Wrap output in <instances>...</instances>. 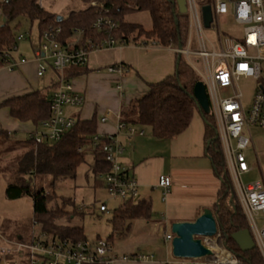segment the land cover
Wrapping results in <instances>:
<instances>
[{"label":"trees","instance_id":"obj_1","mask_svg":"<svg viewBox=\"0 0 264 264\" xmlns=\"http://www.w3.org/2000/svg\"><path fill=\"white\" fill-rule=\"evenodd\" d=\"M82 1L88 5L86 9L73 12L59 22L57 21L58 15L46 11L39 0H3L0 3V9L6 23L0 26V67L12 60L11 55L18 48V36L15 33L19 24L14 26L12 24L21 17L31 23H37L39 41L51 28H58L60 32L57 35V40L64 47L70 42H74L77 31L84 33V44L89 40L100 44L106 37L94 28L99 9L91 6L93 2H102L105 9L109 11L108 15L118 24V29L113 33L117 46L152 44L173 49L187 46L190 16L188 13L180 12L176 0ZM212 3L213 0H200L201 7H211ZM135 12H148L151 15L153 26L150 30L140 24L127 21V17ZM178 57L179 55L177 56V68L173 75L161 82L149 84L147 93L123 108L121 122L125 127L138 125L148 128L151 135L157 140L174 139L188 129L195 111H199L193 94L194 87L200 78L183 56L179 62ZM122 66L126 67L124 64ZM71 68L65 71V77L68 80L79 74L77 73L78 68ZM70 70L71 72L68 73ZM53 88L5 101L0 104V107H8L11 116L19 121H32L39 126L51 118V97L56 89ZM204 120L207 154L221 180L218 201L213 210L218 220L219 229L224 235L226 246L235 252L243 264H264L257 248L244 253L232 239L233 234L249 230V226L226 168L223 149L217 137L215 120L211 115H204ZM97 131L98 121L96 118L89 121L77 118L75 126L59 141L45 142L40 145H36L31 140L23 143L26 148L28 147V151L16 161L19 176L13 184L8 185L6 196L11 201L24 197L33 199L35 224L41 225L39 236L34 237V240H39L43 234L72 241L104 239L100 235H97L95 239L87 238L83 227L60 226L55 223L60 218V213H64L63 207L59 208V203L55 200L54 188L59 181L75 179L78 168L87 162L88 157L93 160L89 166V173L95 177L96 181L112 171V166L97 161L98 154L92 151V143L98 134ZM0 135L6 137L5 132H0ZM103 141L99 146L108 142L107 139ZM80 149L83 151L79 152ZM37 177L41 178V182H45V179L49 181L48 190L42 187L36 189L35 178ZM97 185L98 183H96ZM50 187L52 190L49 189ZM50 204H55V206L50 209ZM63 204L65 205L64 201ZM151 216L152 204L150 201L141 199L136 203L128 201L119 205L113 210V217L110 220L112 232L106 240L114 246L115 237H124L131 230L135 220L148 221ZM31 241L22 239L20 242L30 243ZM11 256L13 257V255ZM20 261L25 260L20 259Z\"/></svg>","mask_w":264,"mask_h":264},{"label":"built area","instance_id":"obj_2","mask_svg":"<svg viewBox=\"0 0 264 264\" xmlns=\"http://www.w3.org/2000/svg\"><path fill=\"white\" fill-rule=\"evenodd\" d=\"M91 6L99 9L94 28L106 37L100 44H95L91 40L84 44V33L77 31V42L74 40L64 47L57 40L60 29L51 28L43 35L44 41L34 50L36 60L39 62L38 76L43 77L50 71L58 74L57 88L51 97V118L41 124L44 131H35L29 136V140L36 145L61 140L76 124V118L66 115V108H81L85 103V97L74 90L71 81L65 77V71L70 67L87 66L89 56L94 51L117 46L113 33L118 29V24L108 15L109 11L102 2H93ZM187 8L190 16V34L195 26L199 34L200 49H192L193 41L189 34L187 46L175 51L188 61L195 72L197 70L191 56L202 59L205 65L206 75L200 82L204 83L207 90L211 106L210 115L217 126L226 168L247 219L249 231L264 263V227L259 229L256 222L259 217L264 219V182L245 185L242 181L244 175L255 169V165L248 162L244 153L250 146L255 148L251 130L254 127L264 128V0H213L212 25L215 19L231 14L238 24L244 26L242 39H223L219 33V51L213 44L212 51L207 50L203 37L202 8L200 10L197 0H187ZM23 40L22 35L17 38V42ZM21 63H26V60L10 61L6 64L14 70ZM108 71L124 75L127 68L117 64L110 66ZM242 79H252L255 82V93L248 109L244 105L243 93L239 89V82ZM107 118L108 116H104L100 121L105 123ZM118 127L119 129L125 127L121 120ZM105 139L108 142L99 146ZM92 151L98 154L97 161L112 166V171L101 177L107 195L119 205L141 200L139 182L135 176L128 174L129 170L121 163L123 146L113 137L97 134L93 139ZM158 187L166 195L172 187L171 177L160 176ZM99 210L102 213L109 211L106 203H102ZM223 236L218 226V232L214 237L202 238L203 244L211 250L212 256L198 259L174 258L165 261L164 264H243L235 252L226 246ZM173 238L172 233L166 234L165 241L172 243ZM1 254L4 258L13 254L19 258L18 262L4 261L5 264H24L20 259H24L27 264H113L117 261L154 259L153 256L146 254L119 255L106 239L72 241L47 234H43L39 240L33 238L30 243L18 242L15 249H3Z\"/></svg>","mask_w":264,"mask_h":264},{"label":"crops","instance_id":"obj_3","mask_svg":"<svg viewBox=\"0 0 264 264\" xmlns=\"http://www.w3.org/2000/svg\"><path fill=\"white\" fill-rule=\"evenodd\" d=\"M0 12L2 13L1 9ZM26 45L27 49L24 51L18 44V48L11 55V61L20 62L25 59L26 63L19 64L14 70L7 64L0 67V104L41 90L57 88L58 74L50 71L39 77V62L34 53L37 47L32 43ZM177 56L173 48L152 44L121 45L92 52L87 66L78 68L79 74L69 79L74 90L85 97V103L81 108H66L65 112L67 116L83 121L96 118L98 135L113 137L123 146L121 163L139 182L141 199L152 204V216L146 222L148 225L159 227L160 231L166 234H171L173 223L194 222L205 209L213 210L218 201L221 180L207 154L205 120L199 111H195L188 129L171 140L155 139L150 129V135L147 137V128L138 125L119 129L118 123L123 108L147 93L149 84L161 82L175 73ZM116 64H124L127 73H110L108 68ZM70 72L71 70L68 73ZM104 116L108 118L102 123L100 120ZM40 127L41 125L37 126L32 121H19L11 116L8 107H0V132L6 133V137H0L5 138L13 150L22 148L23 143L29 140L30 134L39 131ZM2 152L6 156L13 151L9 149ZM162 175L172 179V187L166 195L158 187ZM7 187L6 185L5 201L9 200L6 196ZM3 206V210L7 208V202H3ZM4 216L5 213L0 210V219ZM167 228H170L169 232ZM21 240L22 237L14 242L5 239L11 242L13 249ZM164 244L165 251L155 249L154 253H117L146 254L153 256V260L117 261L113 264H164L173 257L171 243H167L165 237ZM150 248H153L152 245ZM9 256L11 255L6 258L2 256L0 264L8 262ZM13 256L18 258L17 255Z\"/></svg>","mask_w":264,"mask_h":264},{"label":"rangeland","instance_id":"obj_4","mask_svg":"<svg viewBox=\"0 0 264 264\" xmlns=\"http://www.w3.org/2000/svg\"><path fill=\"white\" fill-rule=\"evenodd\" d=\"M2 1L3 0H0V3ZM39 1L46 11L63 18L69 16L73 12H78L88 7L82 0ZM197 3L201 10L200 0H197ZM3 19L2 13L0 12V25L3 24ZM127 21L140 24L147 30H150L153 26L151 15L148 12L132 13L127 17ZM15 24H19V28L16 30L15 35L18 37L22 35L24 37V40L18 43L19 46H22L24 51L27 49L26 43H29V45L32 43L38 47L39 44L44 41L43 39L39 41V28L36 22L31 23L27 19L21 17L13 23L12 26ZM189 30H191L190 21ZM219 33L222 34L223 39H242L244 26L238 24L231 14L215 19L214 24L210 28L204 27L203 37L208 51H212V44L216 50L219 51ZM190 35L193 41L192 49L199 50V34L195 26ZM74 40L77 42L78 36H75ZM35 46L34 48H36ZM191 60L195 63L197 70L196 74L203 80V76L206 75V68L202 59L191 56ZM239 89L243 93L244 105L247 109L250 108L255 93V82L252 79H242L239 82ZM65 111L67 112V109ZM146 130L148 132V137L150 135L149 129L147 128ZM39 131H44V128L40 127ZM251 132L255 148L250 146L244 153L248 162L251 165H255V169L242 177V181L245 185L258 181L264 182V128L254 127ZM126 148L128 149L129 147ZM9 149L13 152L6 155V157L2 151ZM13 149V147L8 145L5 138L0 137V210L5 213V216L0 219V251L3 249H13L11 242H7L5 239L14 242L22 237L24 240L31 241L34 237L39 236L41 226L40 224H35L34 203L31 197H24L15 201H5L6 185L13 184L15 179L19 176L16 161L21 155L28 151V147L26 148L24 144L22 148L18 150ZM92 163V158L88 157L87 162L78 168L75 179L61 180L56 184L54 188L56 194L55 200L58 201L59 208L63 207V212L67 214L60 213V218L57 219L55 223L60 226L83 227L89 239H94L97 235L106 239L112 232L110 220L113 217V210L117 208L119 204L107 195L102 178H98L96 181L95 177L89 173V166ZM36 181V189L42 187L48 190V180L45 179V182H41V178L37 177L35 178V182ZM96 183H98L97 186ZM49 189H51V187ZM3 202H7V208L4 210ZM101 203H106L108 206L109 211L107 213L100 212L99 207ZM52 206L54 207L55 204H50L49 208L51 209ZM256 222L259 229L264 227V219L262 217L257 218ZM167 231L169 232L170 228H167ZM165 235L166 233L160 231L159 227L152 224L148 225L145 220H135L131 230L124 237H115L114 251H116V253H129L132 251L154 253L155 249L165 251ZM151 245L153 247L152 249L150 248ZM1 257L2 255L0 253V261ZM10 259L7 260L10 262L19 261L16 256H10ZM171 259L173 260V257ZM23 262L27 264L25 261Z\"/></svg>","mask_w":264,"mask_h":264},{"label":"water","instance_id":"obj_5","mask_svg":"<svg viewBox=\"0 0 264 264\" xmlns=\"http://www.w3.org/2000/svg\"><path fill=\"white\" fill-rule=\"evenodd\" d=\"M180 12L188 13L187 0H176ZM202 18L205 28H210L213 23V14L210 6L202 7ZM63 17L58 16L57 21H62ZM6 23L4 18L3 24ZM182 49V48H179ZM181 55L178 57V62ZM193 97L197 108L204 115L211 114V106L207 90L203 82H198L194 87ZM218 137V133H217ZM218 220L214 210L205 209L194 222H176L171 225V233L174 235L172 254L175 258L198 259L212 256L204 244L202 238H212L218 232ZM233 241L239 249L246 253L256 249V243L249 230H242L232 235Z\"/></svg>","mask_w":264,"mask_h":264}]
</instances>
